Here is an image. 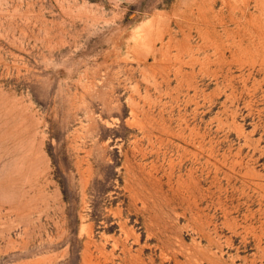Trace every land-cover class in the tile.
<instances>
[{"label": "rangeland", "instance_id": "374dc122", "mask_svg": "<svg viewBox=\"0 0 264 264\" xmlns=\"http://www.w3.org/2000/svg\"><path fill=\"white\" fill-rule=\"evenodd\" d=\"M0 264H264V0H0Z\"/></svg>", "mask_w": 264, "mask_h": 264}, {"label": "bare ground", "instance_id": "6f19581e", "mask_svg": "<svg viewBox=\"0 0 264 264\" xmlns=\"http://www.w3.org/2000/svg\"><path fill=\"white\" fill-rule=\"evenodd\" d=\"M131 199V198H130Z\"/></svg>", "mask_w": 264, "mask_h": 264}]
</instances>
